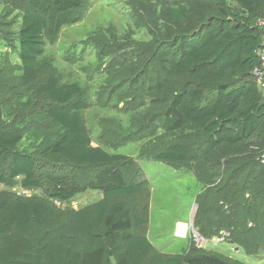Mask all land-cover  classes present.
Segmentation results:
<instances>
[{"label":"trees","instance_id":"obj_1","mask_svg":"<svg viewBox=\"0 0 264 264\" xmlns=\"http://www.w3.org/2000/svg\"><path fill=\"white\" fill-rule=\"evenodd\" d=\"M192 1L155 2L169 20L182 23L188 15L186 5ZM208 1L223 11L224 0ZM232 1L235 7L226 6L220 16L157 42L135 77L122 79L115 72L110 77L112 83L119 82L115 88L123 84L127 90L148 92L160 91L182 75V82L164 95L165 132L201 129L204 142L196 153L206 162L221 146L237 149L238 161L227 163V177L220 176L219 185L223 182L226 187L235 181L241 190L253 191L258 200L264 195L258 180L264 179L260 163L264 148L257 153L253 149L258 150L255 138L264 127V92L250 73L258 66L262 32L257 18L264 12V0ZM86 5L87 0H24L18 32L20 84L26 88L42 72H50L36 92L48 100L46 114L63 132L36 154L19 151L22 131L4 126L0 115V164H7L9 179L21 177L24 189H42L51 200L67 202L88 190L100 192L101 199L61 214L44 201L9 199L0 194V264L240 263L217 252L165 254L151 244L146 232H133L148 223L149 182L127 183L121 164L128 158L92 145L81 117L89 107L87 92L76 83L61 84L55 67L41 59L45 46L55 44L64 27L83 19ZM123 95L131 98L127 91ZM193 157L192 146L176 143L161 149L156 160L171 165L187 163ZM249 158L252 161L239 162ZM4 182L0 175V183ZM132 199H143L142 215H131L128 203Z\"/></svg>","mask_w":264,"mask_h":264},{"label":"rangeland","instance_id":"obj_2","mask_svg":"<svg viewBox=\"0 0 264 264\" xmlns=\"http://www.w3.org/2000/svg\"><path fill=\"white\" fill-rule=\"evenodd\" d=\"M11 1L0 0V101L8 99L0 105V115L4 126L22 131L19 151L36 154L63 130L48 118V100L36 92L50 72H42L36 82L21 87L18 32L24 0ZM155 1L87 0L83 19L64 27L56 43L45 46L41 59L55 67L61 84L76 83L87 92L89 107L81 117L92 145L128 158L121 164L127 183L142 179L149 182L148 223L146 228L134 229V233L146 232L151 244L165 254L217 252L228 261L264 264V195L256 200L253 191L241 190L235 181L226 187L223 182L219 185L227 177V163L238 161L237 149L221 146L206 162L201 153H196L204 142L201 129L186 127L173 134L164 130V95L184 77L172 79L160 91L148 92L127 90L122 83L115 88L119 82L112 83L110 77L113 72L122 79L135 77L157 42L184 34L235 4L224 0L223 11L219 12L208 0H193L186 5V19L179 23L164 16ZM262 16L264 12L259 17ZM124 91L131 98L124 97ZM255 139L259 145L253 151L257 153L264 148V127ZM176 143L192 146L194 157L182 164L159 163L157 153ZM247 161L252 158L239 160ZM7 168V164H0V175L5 177V182L0 183V194L9 199L44 201L61 214L101 199L100 192L88 190L67 202L54 201L42 189H24L21 177L9 179ZM259 179L264 191V179ZM128 205L131 215H140L144 201L132 199ZM178 223L189 225L187 238L176 237ZM221 232L227 233L226 243L198 249L195 235L209 241Z\"/></svg>","mask_w":264,"mask_h":264},{"label":"built area","instance_id":"obj_3","mask_svg":"<svg viewBox=\"0 0 264 264\" xmlns=\"http://www.w3.org/2000/svg\"><path fill=\"white\" fill-rule=\"evenodd\" d=\"M257 27L262 32V44L261 48L257 51L258 66L251 71L250 75L257 82L259 91L264 92V17L257 21ZM260 163L264 165V153L260 157ZM189 231L190 227L187 223H178L176 226L175 235L180 239H185L188 237ZM226 237L227 233L221 232L218 234V236L214 237L212 240H209V242L204 239H200L195 235V243L198 248H204V246L208 243H210L212 246L218 247L219 245L226 243Z\"/></svg>","mask_w":264,"mask_h":264},{"label":"bare ground","instance_id":"obj_4","mask_svg":"<svg viewBox=\"0 0 264 264\" xmlns=\"http://www.w3.org/2000/svg\"><path fill=\"white\" fill-rule=\"evenodd\" d=\"M183 225V224H182ZM211 245V244H210Z\"/></svg>","mask_w":264,"mask_h":264},{"label":"crops","instance_id":"obj_5","mask_svg":"<svg viewBox=\"0 0 264 264\" xmlns=\"http://www.w3.org/2000/svg\"><path fill=\"white\" fill-rule=\"evenodd\" d=\"M157 249V248H156ZM158 250V249H157Z\"/></svg>","mask_w":264,"mask_h":264}]
</instances>
